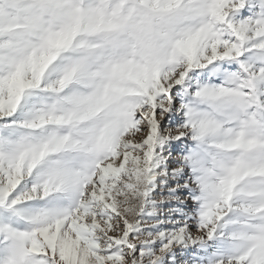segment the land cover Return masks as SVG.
I'll use <instances>...</instances> for the list:
<instances>
[{
    "label": "snow or ice",
    "instance_id": "1",
    "mask_svg": "<svg viewBox=\"0 0 264 264\" xmlns=\"http://www.w3.org/2000/svg\"><path fill=\"white\" fill-rule=\"evenodd\" d=\"M0 264H264V0H0Z\"/></svg>",
    "mask_w": 264,
    "mask_h": 264
}]
</instances>
